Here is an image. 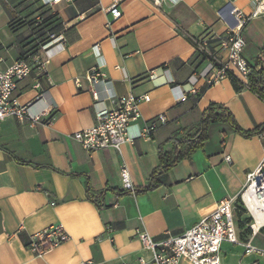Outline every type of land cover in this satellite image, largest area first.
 <instances>
[{"label":"crops","instance_id":"1","mask_svg":"<svg viewBox=\"0 0 264 264\" xmlns=\"http://www.w3.org/2000/svg\"><path fill=\"white\" fill-rule=\"evenodd\" d=\"M21 2L0 0V71L19 58L22 30L11 27V13ZM111 2L49 3L61 24L59 39L42 53L44 74L33 70L18 83L14 96L28 104L27 115L7 118L0 128V264H151L137 229L155 240L182 233L221 199L239 195L264 157L260 134L245 137L226 122H213L202 147L160 174L156 187L125 190L121 169L133 189L146 186L159 165L160 148L170 151L174 136L193 131L210 103L227 107L245 130L264 122V100L247 86V78L235 76L243 83L239 89L230 77L210 86L199 79L198 96L187 84L207 59L189 37L207 39L209 50L224 60L220 38L237 25L233 10L250 14L260 6L241 30L243 55L253 63L264 45V0H165L161 6L121 0L115 20L107 11ZM92 70L111 81L118 96H150L140 101V116L128 129L131 139L119 150H87L72 137L92 126L99 111L115 105L103 84L96 85L99 98H93L87 80ZM173 85L179 87L172 90ZM181 91L185 100H177ZM52 107L50 124L48 115L29 120L28 115ZM159 114L166 121L144 133ZM57 223L69 240L35 255L27 247L30 235ZM179 264L191 263L182 259Z\"/></svg>","mask_w":264,"mask_h":264},{"label":"built area","instance_id":"2","mask_svg":"<svg viewBox=\"0 0 264 264\" xmlns=\"http://www.w3.org/2000/svg\"><path fill=\"white\" fill-rule=\"evenodd\" d=\"M54 1L57 0H49L44 3ZM164 1L152 0V3L155 6H161ZM257 1L254 0L255 3ZM120 2L121 0H112L111 5L107 8L112 20L121 16ZM259 10L260 6H257L250 14H244L238 9L233 10L237 25L225 37L220 38L221 47L227 51L224 60H219L209 50L207 39L189 37L195 49L201 54L207 55L203 66L193 72L187 80L190 94L199 95L195 86L199 79H202L206 86H210L231 75L247 78L250 66L243 55L246 43L241 30L252 17L260 12ZM109 24L110 22H107V26ZM58 39V36L51 34L49 43L42 47L43 51L45 52L48 46L56 43ZM94 47L97 51L98 45H94ZM33 64L36 66L34 70L38 74H44V59L41 54L33 55L31 61L24 58L17 59L7 69L0 71V128L2 122L7 118H22L27 115L28 104H20L14 93L18 83L33 71ZM151 73L153 74V71ZM87 80L93 98H99L96 85L103 84L108 87L107 96L115 100V105L110 109L99 111L96 114V122L92 126L74 131L72 137L87 150L95 151L106 148L119 150L123 143L131 139L128 129L131 123L140 116V101H148L150 96L148 94L118 96L110 89L111 81L101 77L100 73L94 70L87 74ZM36 86L39 84L36 83L34 87ZM178 87L179 85H173L171 89L174 90ZM42 95L43 93H40L39 96ZM186 98L187 94L181 91L177 100ZM52 112L53 107L40 113L28 115V118L32 123H36L48 115L46 123L50 124L54 117ZM165 121V116L159 114L145 125L143 132L148 134ZM260 136L264 138V132L260 133ZM226 160L230 161V157L226 156ZM121 178L125 188L133 189L125 168L121 169ZM238 201L242 202L250 217V223L247 226L251 235L245 241H241L239 238L235 218V204ZM262 232H264V157L258 167L248 173L239 195L221 199L214 211L182 233L169 235L160 240H155L147 231L141 229H137L136 235L143 248L151 252V264H179L182 259H186L191 264H221V251L224 242L240 244L244 248V254L256 253L263 256L262 260H255L248 264H264V248L252 244V239ZM69 238L70 236L62 224H52L31 234L27 247L35 255L42 256Z\"/></svg>","mask_w":264,"mask_h":264},{"label":"trees","instance_id":"3","mask_svg":"<svg viewBox=\"0 0 264 264\" xmlns=\"http://www.w3.org/2000/svg\"><path fill=\"white\" fill-rule=\"evenodd\" d=\"M38 5L37 17L32 21V29L35 34V38L27 40L23 35H19V42L21 43V49L19 58H24L31 61V58L35 54L43 53L42 47L47 45L50 41V35L55 34L60 27V21L57 13L53 12L49 7V3H44L42 0H22L18 5L19 10H15L11 13V27L13 30H19L20 25L16 26L20 18V14L26 12V9L33 11V2ZM37 7V6H36ZM36 11V12H37ZM264 55V45L259 55L254 59L253 63H249L250 72L247 75V86L255 92L259 97L264 100V68L262 65ZM33 64V70L35 69ZM234 86L239 89L243 86V83L235 76H230ZM213 122H226L235 132L245 137H250L255 134L264 132V122L257 125L251 130L243 129L235 120L232 113L223 104L210 103L202 112L199 123L191 132H186L182 136L176 135L172 138V149L170 151L159 150V165L151 172L149 176L148 184L141 188H134L125 190L128 192L146 191L156 187L160 183V174L169 170L179 160L190 157V155L197 149L202 147L204 141L207 138V129ZM92 198V197H91ZM92 200L96 201L94 198ZM242 208V205L238 201L235 204V209Z\"/></svg>","mask_w":264,"mask_h":264},{"label":"rangeland","instance_id":"4","mask_svg":"<svg viewBox=\"0 0 264 264\" xmlns=\"http://www.w3.org/2000/svg\"><path fill=\"white\" fill-rule=\"evenodd\" d=\"M32 4L34 5V10L29 11L26 9V12L20 14V18L18 22H16V26L20 25L19 28L22 30L21 35L26 37L29 41L31 38H35V34L33 33L32 29V21L39 14L37 11L39 4H37L35 1ZM240 204L242 205V208L235 209V218L237 222L239 238L241 241H245L251 235L247 226L248 223H250V217L242 202H240ZM252 244L264 248V232L259 233L256 237H254L252 239ZM262 259L263 256L256 253L244 254V248L240 244H230L224 242L222 245L221 264H248L255 260Z\"/></svg>","mask_w":264,"mask_h":264}]
</instances>
